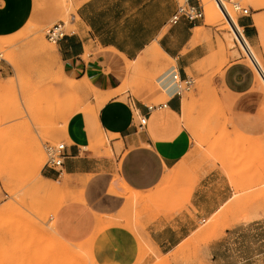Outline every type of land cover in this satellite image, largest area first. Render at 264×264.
<instances>
[{"label": "crops", "instance_id": "crops-1", "mask_svg": "<svg viewBox=\"0 0 264 264\" xmlns=\"http://www.w3.org/2000/svg\"><path fill=\"white\" fill-rule=\"evenodd\" d=\"M75 1L77 28L57 47L68 73L81 81L78 92L86 86L91 92L89 103L69 109L61 127L66 144L61 172L42 169L41 181L59 182L64 194L52 217L55 232L70 243L87 241L101 217L115 220L130 199L133 228L121 234L131 247L125 258L130 264L137 262L142 246L164 255L191 237L206 244L212 264H264V184L240 187L263 179L264 165L240 169L213 160L212 167L190 178L185 184L189 188L156 206L192 148L193 137L183 121L185 95H174L175 79L152 94H119L126 72L135 73L137 64L163 62L164 57L175 60L172 68L179 78L203 76L202 64L215 40L207 34L213 28L205 18L171 24L179 0ZM239 24L248 37L256 35L253 17L243 15ZM213 80L232 97L229 127L246 141L264 140V90L252 67L235 59ZM157 96L165 97L168 106L149 111V101ZM142 116L147 117L143 126ZM103 132L116 136L111 151L96 149L104 142ZM125 190L134 196H126ZM145 201L150 205L141 215ZM210 222L213 227L203 230Z\"/></svg>", "mask_w": 264, "mask_h": 264}, {"label": "rangeland", "instance_id": "rangeland-1", "mask_svg": "<svg viewBox=\"0 0 264 264\" xmlns=\"http://www.w3.org/2000/svg\"><path fill=\"white\" fill-rule=\"evenodd\" d=\"M223 1L238 24L243 15L234 10L233 3L250 8L248 17L254 18L256 35L250 38L245 33L249 51L220 1L201 0L204 21L213 28L207 39L215 40L202 64L203 76L190 73L196 80L195 88L184 96L183 121L193 144L188 159L168 180L163 198L154 202L156 206L189 188L185 184L190 178L212 167L213 160L240 169L264 165V140L246 141L229 127L227 108L232 97L213 80L229 62L244 59L264 90V0ZM76 7L75 0H0V51L5 57L0 61V264H130L125 258H129L131 247L125 246L121 234L133 228L132 200L115 220L105 222L101 217L97 231L87 241L70 243L55 232L52 219L64 202L60 184L41 181L46 146L64 142L61 125L71 113L69 109L86 106L90 100L89 86L85 92H78L81 81L68 73L57 44L46 38L47 28L61 20L68 31L76 30ZM48 51L54 56H48ZM172 65L175 60L166 57L157 64L149 61L140 68L137 64L135 73L124 74L119 94L127 98L129 94L157 92L179 79ZM165 100L157 96L149 103ZM101 136L104 142L96 149L111 151L110 142L116 136L105 132ZM120 151L117 147V154ZM261 184L264 177L240 187ZM125 195L134 196L128 190ZM149 205L146 201L141 205V215ZM212 227L211 222L202 226L203 230ZM135 264L212 263L206 244L191 237L164 255L156 254L151 246H142Z\"/></svg>", "mask_w": 264, "mask_h": 264}, {"label": "built area", "instance_id": "built-area-1", "mask_svg": "<svg viewBox=\"0 0 264 264\" xmlns=\"http://www.w3.org/2000/svg\"><path fill=\"white\" fill-rule=\"evenodd\" d=\"M226 13L232 20V16L230 11L223 0H219ZM233 8L236 11H240L242 15H250V8L242 7L240 3L234 2ZM205 18V12L201 3H195L193 0H183L180 4H178L175 12L170 18L171 24H176L180 20L185 19L190 23H196ZM240 25V24H239ZM236 29L239 33L240 28L236 26ZM242 33L245 34V30L243 28ZM69 31L66 27V23L64 21H59L51 25L46 30V38L55 44H58L62 41L67 35ZM246 36V35H245ZM4 54L0 51V61L4 60ZM196 80L193 76H186L185 78H179L174 82V95H185L186 93L192 91L195 88ZM168 106V102L161 101L158 103H152L148 105V110L152 111L155 109L166 108ZM147 122V117L142 116L140 119V125L143 126ZM47 152V161L46 166L50 167L57 172H61L65 156H66V144L65 142H60L58 144H48L46 146Z\"/></svg>", "mask_w": 264, "mask_h": 264}, {"label": "bare ground", "instance_id": "bare-ground-1", "mask_svg": "<svg viewBox=\"0 0 264 264\" xmlns=\"http://www.w3.org/2000/svg\"><path fill=\"white\" fill-rule=\"evenodd\" d=\"M219 4V3H218ZM220 6H221V3H220ZM223 7V6H222ZM216 13H219V12H217L216 11ZM231 20V19H230ZM231 23H232V26L234 27V30L236 31V33H238V37L240 38V40L242 41V42H244L245 44H246V47H248V49L250 48V46L248 45V42H247V38H246V36H245V34L244 33H242V30H243V28L237 23V22H235V20L233 19V17H232V20H231ZM258 24H259V26L261 27V28H263V24H262V21H261V19H258ZM235 25L236 26H238L239 28H240V32L241 33H239L238 31H237V29H236V27H235ZM240 41V42H241ZM41 42H43V40L41 41ZM45 42V41H44ZM43 42V43H44ZM45 45V44H44ZM244 45V44H243ZM45 46H48V45H45ZM245 46V45H244ZM42 51V50H41ZM249 51H250V49H249ZM47 55L48 56H50V57H53L54 56V54L53 53H51V51L49 52H47ZM5 89V88H4ZM0 90H1V88H0ZM1 92V91H0ZM68 119V117H65L64 119H63V124H65V123H67V120ZM62 124V125H63ZM61 125V126H62ZM58 240V239H57ZM75 247V246H74ZM69 252V251H68ZM71 252V251H70Z\"/></svg>", "mask_w": 264, "mask_h": 264}]
</instances>
